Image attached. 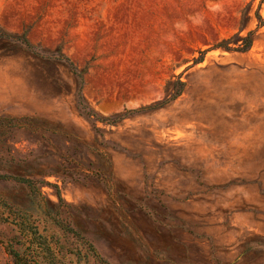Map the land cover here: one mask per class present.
I'll return each instance as SVG.
<instances>
[{"label": "rangeland", "instance_id": "obj_1", "mask_svg": "<svg viewBox=\"0 0 264 264\" xmlns=\"http://www.w3.org/2000/svg\"><path fill=\"white\" fill-rule=\"evenodd\" d=\"M0 33V117L35 123L0 128L31 184L0 181V264L21 223L101 264L57 222L110 264H264V0H0Z\"/></svg>", "mask_w": 264, "mask_h": 264}, {"label": "trees", "instance_id": "obj_2", "mask_svg": "<svg viewBox=\"0 0 264 264\" xmlns=\"http://www.w3.org/2000/svg\"><path fill=\"white\" fill-rule=\"evenodd\" d=\"M0 37L8 38V39H17L20 40L18 36H12L8 34L0 33ZM22 43L26 45V47L30 48L27 41L22 38ZM242 47H239L241 52H245L252 46V42L249 39V36L243 37L240 39ZM181 89L184 87V83L180 82ZM160 106H152V109H155ZM34 123L33 119L30 118H14V117H0V128L14 129V128H25L31 127ZM9 179H13L16 182H21L31 187V184L28 180H21L19 178H11L10 176L0 174V181H6ZM63 231L71 232L77 239L82 241L86 246L87 250L91 255L101 264H110L107 260H105L100 254L96 251V249L86 240L81 237L77 232H74L70 228H64L59 222L56 223ZM18 229L21 234L26 233L30 237L28 240L27 253L21 254L16 252L12 246L8 245L7 250L11 255L14 264H59V258L57 254L54 252L53 248L50 246V243L46 241V238L39 234V231L36 227L28 228L24 224H19ZM77 260L79 259V255L75 254Z\"/></svg>", "mask_w": 264, "mask_h": 264}]
</instances>
